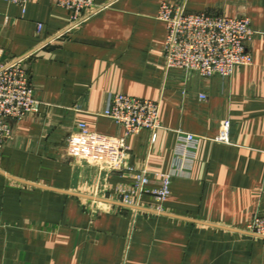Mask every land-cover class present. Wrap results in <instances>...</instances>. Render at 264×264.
<instances>
[{
  "label": "crops",
  "instance_id": "1",
  "mask_svg": "<svg viewBox=\"0 0 264 264\" xmlns=\"http://www.w3.org/2000/svg\"><path fill=\"white\" fill-rule=\"evenodd\" d=\"M246 17L252 63L228 78L167 70L160 3ZM104 9L45 45L66 10L0 0V62L28 55L37 114L12 123L0 150V264H264L248 225L264 214V0H95ZM44 27L36 34V24ZM158 101L160 128L125 136L102 117L111 94ZM204 95V99H200ZM231 124V144L212 141ZM84 124L83 132L78 125ZM177 131L204 137L191 168L170 179ZM146 170L133 207L115 189Z\"/></svg>",
  "mask_w": 264,
  "mask_h": 264
},
{
  "label": "built area",
  "instance_id": "2",
  "mask_svg": "<svg viewBox=\"0 0 264 264\" xmlns=\"http://www.w3.org/2000/svg\"><path fill=\"white\" fill-rule=\"evenodd\" d=\"M8 5L19 7L24 13L28 0H1ZM56 7L66 10L69 23L59 35L45 40V45L68 35L86 20L102 11V5L95 0H47ZM157 19L166 28L163 44V60L167 70L193 73L201 79L212 77L228 78L237 67L252 63L247 43L254 35L246 17H226L210 13H189L184 3L163 1L160 3ZM43 25L36 24V34L43 33ZM28 55L0 62V150L12 138V123L28 114H37L41 103L35 98L26 62ZM204 99V95H200ZM158 101H150L124 94H111L107 98L102 117L112 120L125 136L139 134L148 130L155 137L159 129ZM78 127L87 131L84 124ZM231 124L228 120L220 123L218 134L212 139L216 143L231 144ZM204 137L193 133L177 131L175 148L172 155V169L160 175L161 188L151 191L157 201H163L169 194L170 179L188 171L200 141ZM135 181L130 187L115 189L121 205L133 207L147 192L150 175L146 170L134 174ZM247 231L254 237L264 240V214L255 215Z\"/></svg>",
  "mask_w": 264,
  "mask_h": 264
}]
</instances>
